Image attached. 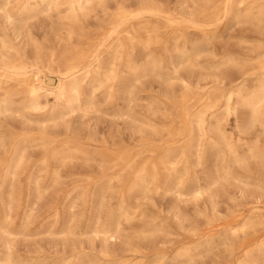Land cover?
<instances>
[{
	"label": "rangeland",
	"instance_id": "374dc122",
	"mask_svg": "<svg viewBox=\"0 0 264 264\" xmlns=\"http://www.w3.org/2000/svg\"><path fill=\"white\" fill-rule=\"evenodd\" d=\"M5 1L0 0V48L8 40L11 46L26 48L29 55L35 50L34 43L47 49L62 48L60 42L64 41L84 46L91 56L103 53L107 59L112 49L122 50L119 42L127 39L128 31L145 27L138 37L145 42L150 25L159 30L150 46H138L131 52L135 59L145 56L138 65L156 60L158 72L146 71L136 81L134 73L125 70L131 55L125 52L119 63L123 77L114 83L113 91L96 89L94 110L68 117L70 131L65 127L50 131L51 136L75 144L73 151H82L61 164L56 186L41 198L34 191L28 196L25 174L20 175L14 190L16 203L10 209L7 181L0 221L9 215L6 225L15 236L0 235V255L12 253L17 264H82L77 263L79 256L92 264H264V126L250 124L251 108L239 104L236 95L230 106L225 99L239 88L244 96L254 92L264 76L260 68L264 23L253 17L264 7V0H257L253 7L250 0L233 4L234 15L227 14L231 2L216 0V6H224V14L215 22L198 15L203 0H118L127 4L123 17L117 16L119 4L110 0L107 15L98 8L96 14L82 19L83 29L76 27L72 37L65 5L50 12L40 11L39 5L31 13L26 11L23 21L11 23L7 11L19 17L24 0H12L3 8ZM142 9L147 11L135 14ZM20 29L23 33L16 37ZM229 59L232 61L227 62ZM243 71H247L245 76ZM47 80L54 83L57 78ZM211 98L217 106L204 111ZM127 110L131 117L124 114ZM200 113L209 123L217 120L224 136H200L196 126ZM3 116L0 133L27 131L35 138L42 133L34 122L35 114L29 116L33 121L17 113ZM105 146L130 154L132 166L122 172L121 179L103 177L104 169L110 174L118 172L116 161L105 164L83 154L103 152ZM253 148L259 151V158L246 164L233 161L235 154L246 160ZM42 152L40 145H34L28 154L37 158ZM227 166L232 171L226 176ZM140 167L146 168L143 180L129 189ZM198 186L205 191L196 193ZM123 204L135 211L130 221L119 217ZM54 206L59 209L56 217L50 214ZM98 221L103 226L120 223L124 235L108 242L94 236L89 230ZM67 225L74 228L75 236L61 232ZM51 228L58 233L50 235Z\"/></svg>",
	"mask_w": 264,
	"mask_h": 264
},
{
	"label": "bare ground",
	"instance_id": "6f19581e",
	"mask_svg": "<svg viewBox=\"0 0 264 264\" xmlns=\"http://www.w3.org/2000/svg\"><path fill=\"white\" fill-rule=\"evenodd\" d=\"M11 1L12 0H6L1 7L5 8L6 6L10 5ZM32 1H34V5ZM115 1L117 2V4H119L117 16H126L125 13L128 9L127 4L125 2H119L118 0ZM247 1L248 0H228V2L231 3L227 14H236V11L232 8L233 4H244ZM250 1L251 4H253V7L257 0ZM109 2L110 0H24V4L22 5V8L19 12V17L14 16L12 13H10V11H7L6 14L8 20L12 23L16 19L23 21V19H25L23 18V14L26 11L28 13H31V11L34 10V7H37L39 5L40 11L42 12H50L52 10L59 9V7L62 5H65L66 10L68 11L67 18L71 22V27L68 29V34L72 37L74 34H76V27L83 29L81 25L82 19L88 18L89 16L96 14L98 8L102 10V13L105 12V14L107 15L111 5ZM217 2L216 0H203L202 6L200 7V11L198 14L202 20L207 22H215L219 19L222 13L224 14V6H216L215 3ZM249 7H251V5ZM146 11L147 10L142 9L136 12L135 14L141 15ZM161 12L163 13V11ZM253 17H255V20L260 24L264 23V7L261 6L257 10V12H254ZM170 22L171 21H169V23ZM144 28L145 27H142V29L140 30H133V32L128 31L127 33L129 35L127 39L125 38L124 41L119 42V46L122 47V50H120V48L112 49L111 52L108 53L109 57L107 59L104 58L103 53H98L94 56H91L84 46L72 45L64 41L60 42L61 45H63L62 48L58 47L47 49L42 48L38 44H33L31 42L33 45H35V50L32 55H29L26 48L19 49L14 46H11L8 40L2 41V46L0 48V115L9 117L11 114L17 113L23 117L30 118L29 116L35 114L37 115V119H35L34 122L42 129V133H40V135L36 138L33 136L34 134L32 135L30 132L27 131L19 134H7V131L9 130H6L7 133H5L4 131L0 133L1 202L5 200L4 188L7 184V181L10 180L9 184L11 186V190L9 192V199H7V203L10 209L14 207L16 203V195L14 191L15 184L16 181L19 180L20 175L22 176V174H25L27 180V185L25 186V188L28 192V196H30L32 194V191H34L35 196L37 198H41V196H43L45 192H47L52 186H56L58 184L61 178V164L66 163L68 160L75 158L77 154L82 151L79 148L73 151V149L71 148L74 147L75 144L71 145L61 136H51L52 133L50 131H52L53 129L57 131V129L61 127H65L67 130L70 131L71 128L68 124V121H70V119L67 120L68 117L70 118L71 115L78 112H84L86 114L91 110H94L96 108V105L94 103V99L97 96L94 95L96 89L108 87L110 93L113 91L114 83L116 84L117 80H119L120 77H123L121 75L122 70L119 69V63L124 59V57H122V54H124L125 52L126 55L131 54L128 59L130 63L126 66L125 70H131L134 73L136 81L139 80L141 75L144 74L146 71L152 70L158 72V63L156 62V60L149 59L144 64L138 65V63L142 61L145 56L142 55L138 59L132 58L131 52H133V50L136 49L138 46H150L153 42L152 36L154 34H157L159 30V27L157 28V26L155 25H150L149 28L146 30L149 38L147 41L144 42L139 39L141 38V32ZM15 32H17L16 29ZM28 32H25V34ZM22 33L23 31L20 33H15L16 37L21 36ZM24 36L26 37V35ZM80 40L83 41V39ZM31 41H33L32 38ZM134 60H136V62ZM230 61H232V59H229L227 62ZM174 67L176 66L174 65ZM260 68L264 69V58L260 61ZM246 74L247 71H243V75L245 76ZM49 76L56 77L57 81L54 83H50V81L47 80ZM186 86H188V84H186ZM88 87L91 88L90 91L86 90V88ZM130 93L132 92L130 91ZM234 95L238 97L239 104L247 105L249 108H251L252 114L250 124L253 126H256V124L264 126V76L259 79V84L256 90L254 92H251L247 96L242 95V88H239L237 91L235 90L229 92V94L225 96L227 106H230ZM51 97L53 99V102H50L49 98ZM216 103V99L211 98L204 105V111H208L210 109L215 108L217 106ZM235 109L237 113L238 107ZM124 114L129 115V117H131L130 110H127L126 112H124ZM30 120L33 121L32 117L30 118ZM0 121L3 122V120L1 119ZM209 122L203 116V113H200L197 116L196 126L198 127L200 136L205 137L209 133H213V135L216 136H224L222 128L217 120L214 123ZM89 127L91 128V125ZM169 133L170 135H172L174 132L170 130ZM76 135L77 134L75 133V136ZM92 139L95 140L96 138L92 137ZM106 141V139L103 140L104 143H106ZM34 145H40L43 150L42 155L37 158L28 154L29 149ZM110 149V147L105 146L103 152H92L89 154L84 151L83 154L86 155V158H90L91 160L94 157H98L101 159L102 163L105 164L111 163L112 161H116L117 164L115 166L118 167V172H113L110 174L108 173V169H104L103 177H108L111 179L120 177L121 179L122 172L132 166L130 163V154L118 147L114 148L113 150ZM229 150L232 152L231 148ZM252 158H259V151L257 150V148L251 149L250 154H248L246 160H244L240 155L235 154L233 157V161L236 162V164H246L247 162H249L248 160ZM260 159L262 160L261 157ZM229 166H227V168L223 172V175L227 176L231 174L232 168L230 169ZM145 171V167H140L136 169V171L134 172V177L132 178V181L130 183L129 189L141 184ZM226 176L225 178H227ZM217 178L215 177V179ZM178 185L180 186L179 182ZM203 191H205V189L202 186H198L195 189L196 193H201ZM58 211V207L54 206V210L50 214L56 217ZM134 212H132L130 208H127L125 204H123L120 209L119 217L121 219L124 218L125 220L130 221L134 217ZM9 217V215H5L4 217H2L3 219L2 221H0V235H2L3 233L9 236L14 234L15 236V233L11 229H9L8 225H6L8 224L7 221ZM73 218L75 219V217ZM249 223L250 222H248V224ZM251 224L252 223H250V225ZM120 225V223H115V221H113L108 226H103L100 225L98 221V224L91 228V230H89V233H92L94 236H101L108 242L111 239H116L124 235V232L122 231ZM247 230L249 231L250 229ZM61 232L66 233V235L68 236L76 235L74 228L69 225L65 226ZM57 233V230L51 228L50 235H56ZM15 242L17 241L15 240ZM11 248L12 244L8 243L7 249L11 250ZM106 252H108V250ZM5 255L6 256H4L3 254L0 255L4 256L2 258L3 260L0 259V261H4L8 264H17L15 263V261H13L14 258L12 259V257L14 256H11L12 253L9 252ZM76 260L77 263L92 264V262H88L80 256L76 258Z\"/></svg>",
	"mask_w": 264,
	"mask_h": 264
}]
</instances>
